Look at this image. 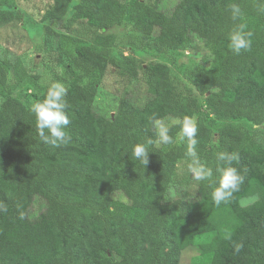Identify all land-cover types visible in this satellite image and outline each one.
<instances>
[{
  "label": "trees",
  "instance_id": "obj_1",
  "mask_svg": "<svg viewBox=\"0 0 264 264\" xmlns=\"http://www.w3.org/2000/svg\"><path fill=\"white\" fill-rule=\"evenodd\" d=\"M71 12L68 28L130 25L160 51L202 42L205 74L188 84L167 64L144 67L118 51L113 34L81 41L47 26L49 38L65 39L46 44L44 65L53 84L65 80L70 120L68 142L52 147L40 140L31 111L51 85L19 58H0V264H180L191 247L192 264H264V0H179L171 13L141 0H53L41 22ZM15 20L0 0V30ZM238 24L251 46L236 54L228 37ZM108 67L130 79L147 73L143 107L123 101L114 119L95 111ZM172 116L196 119V151L215 179L229 166L216 154L239 153L231 166L244 182L228 203L216 206V185L194 176V197L170 199L178 165H188L187 142L159 143L153 121ZM169 128L175 140L179 126ZM137 143L148 147L145 167L131 157ZM252 196L256 202L241 207Z\"/></svg>",
  "mask_w": 264,
  "mask_h": 264
},
{
  "label": "rangeland",
  "instance_id": "obj_2",
  "mask_svg": "<svg viewBox=\"0 0 264 264\" xmlns=\"http://www.w3.org/2000/svg\"><path fill=\"white\" fill-rule=\"evenodd\" d=\"M8 1L13 13L16 15V20L5 25L0 30V58H19L32 74H38L40 76V81L45 85H52L53 81H55L53 75L44 65L46 60L45 52L52 50L51 48H55L56 42L65 40L60 37L56 38L55 36L53 37L55 39L49 38L46 35L47 26L52 30V35H72L81 41L94 40L97 34H113L116 36L115 43L118 45L116 49L125 55L133 53L143 62L144 67L153 62L167 64L176 76L188 84H197L204 77L205 73L201 59L205 54L206 48L202 42L198 41L192 47L193 49L185 52L160 51L148 47V43L130 25L115 26L101 31H96L85 23H78L68 28L67 24L69 18L72 16V12L62 20L42 23L41 17L53 0ZM141 1L165 13H171L179 2V0ZM70 30L73 33H70ZM46 44L51 48L46 46ZM91 80H96V78H91ZM148 80L149 76L144 71L140 72L137 78L130 79L119 73L115 68L108 67L104 77L96 84L97 96L94 105L95 111L114 119L123 101L129 102L137 107H143L150 98L147 85ZM58 83L65 86V80L58 81ZM178 119L183 118L181 116H172L162 121L170 127L176 125L173 121ZM177 168L178 176L175 184L170 189V199H188L194 197L197 193V185L193 181V175L187 172V164L181 163ZM197 254L198 250L196 248L191 247L185 250L182 254L180 264H192V260Z\"/></svg>",
  "mask_w": 264,
  "mask_h": 264
},
{
  "label": "clouds",
  "instance_id": "obj_3",
  "mask_svg": "<svg viewBox=\"0 0 264 264\" xmlns=\"http://www.w3.org/2000/svg\"><path fill=\"white\" fill-rule=\"evenodd\" d=\"M241 10L239 6L233 5L231 8V18L233 21L239 19ZM245 25L238 24L236 28L229 34L230 49L239 54L242 49L246 50L251 46L250 40L247 38V33L244 31ZM66 89L61 83H54L48 89L46 97L42 102L34 103L31 111L35 115L36 129L40 140L52 147H59L61 144L68 142L65 129L69 125L70 120L65 112L67 104L65 102ZM179 126V133L174 140L169 135V125L159 119L153 121V128L159 138V143L168 145L173 143L187 142L185 156L188 159V171L194 176L197 181H208L209 187L216 185L212 191V200L216 206L221 203H228L233 194L240 190L241 184L244 182V177L239 173L236 167H232L233 161L239 160V153L219 152L216 154L218 161L225 162L227 167L218 168L220 176L214 178L213 169L201 163L196 151L197 145V121L194 117L185 116L183 119L173 121ZM149 144L151 141L148 142ZM149 150L146 144L137 143L133 146L131 157L138 161L143 167L149 163ZM258 197L252 196L241 200V207L255 203ZM242 245L236 244L235 249L239 251Z\"/></svg>",
  "mask_w": 264,
  "mask_h": 264
}]
</instances>
